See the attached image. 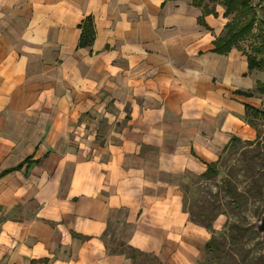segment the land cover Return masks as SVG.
Here are the masks:
<instances>
[{"label":"crops","instance_id":"0c3cea01","mask_svg":"<svg viewBox=\"0 0 264 264\" xmlns=\"http://www.w3.org/2000/svg\"><path fill=\"white\" fill-rule=\"evenodd\" d=\"M225 9L0 0V264L202 259L186 190L264 109V71L214 48Z\"/></svg>","mask_w":264,"mask_h":264},{"label":"rangeland","instance_id":"374dc122","mask_svg":"<svg viewBox=\"0 0 264 264\" xmlns=\"http://www.w3.org/2000/svg\"><path fill=\"white\" fill-rule=\"evenodd\" d=\"M253 2L256 4L258 0ZM232 16L228 18L231 19ZM253 41L248 37L242 40L240 45L250 51ZM256 125L258 136L253 144L242 141L236 146L224 149L218 159V175L211 179L196 178L186 190L184 206L190 210L193 219L204 221L200 215L202 205H205L208 211L213 205H218L215 210L220 213L213 222V228L207 230L209 238L215 235L222 245V250L211 249L209 253L204 250L200 260L203 264H235L238 261L242 264L263 263L262 244L258 242L260 236L254 233V227L237 243H233L229 238L231 223L249 226L250 221L257 219L264 208V124L256 121ZM226 178L247 195L240 208L234 205L223 189V181ZM255 182L261 185L260 190H257ZM138 255V264H164L156 256L146 253Z\"/></svg>","mask_w":264,"mask_h":264},{"label":"trees","instance_id":"16d2710c","mask_svg":"<svg viewBox=\"0 0 264 264\" xmlns=\"http://www.w3.org/2000/svg\"><path fill=\"white\" fill-rule=\"evenodd\" d=\"M206 0H194V3L197 5H202ZM210 2H218L225 6L224 16L228 17L233 15L225 24V34L217 39L215 43V50L220 52H227L232 47L236 46L243 49L244 53L247 55L249 70H261L264 71V0H258L254 4L253 0H209ZM214 12V8H209L207 4L204 5V13ZM251 37L254 41L250 45V51L245 50L241 47L240 42L244 39ZM256 90L258 92L264 93V81H258ZM251 93V92H248ZM251 109V108H250ZM253 113H249L252 117L249 118V122L256 125L255 119L264 120V109L252 108ZM242 142L239 138L233 137L232 143L228 145L236 146V144ZM249 144H253L255 140L246 141ZM226 147V148H228ZM225 148V149H226ZM30 160V159H28ZM218 160L207 165L206 171L201 175L202 178L211 179L218 175ZM22 164H19L16 168L21 167ZM10 170H4L0 172V177L8 173ZM257 190L261 189V185L258 182H255ZM223 189L225 193L232 200L234 205L238 208L247 199L246 193L240 191L236 185H234L230 179L226 178L223 181ZM205 205H202L200 215L204 218V221H197L190 216V219L205 227L206 229L213 228V222L220 214L215 208L218 205H213L210 211L206 210ZM264 210V208H263ZM262 210V211H263ZM189 215H191L190 210H187ZM261 211V213H262ZM260 213V214H261ZM231 232L229 235L230 240L233 243H237L242 236H244L253 226H243L237 223H231L229 225ZM254 233L259 235L254 228ZM259 244H262L261 240L258 241ZM212 250L221 251L222 245L218 242V239L215 235H212L205 244V252L209 253ZM128 252L135 258L137 252L131 246H128ZM141 253V252H140ZM261 257V263L263 262ZM197 264H203L200 261ZM235 264H242L241 261L236 262Z\"/></svg>","mask_w":264,"mask_h":264},{"label":"water","instance_id":"95a60500","mask_svg":"<svg viewBox=\"0 0 264 264\" xmlns=\"http://www.w3.org/2000/svg\"><path fill=\"white\" fill-rule=\"evenodd\" d=\"M250 225L255 228L260 236V240L262 242V257L264 259V210L257 219L250 221ZM262 264H264V261Z\"/></svg>","mask_w":264,"mask_h":264}]
</instances>
